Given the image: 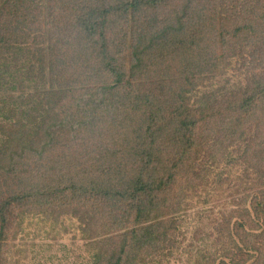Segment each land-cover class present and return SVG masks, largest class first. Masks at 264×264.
<instances>
[{
	"label": "trees",
	"instance_id": "16d2710c",
	"mask_svg": "<svg viewBox=\"0 0 264 264\" xmlns=\"http://www.w3.org/2000/svg\"><path fill=\"white\" fill-rule=\"evenodd\" d=\"M263 129L264 0H0V264L30 219L163 264L227 168L196 264H264Z\"/></svg>",
	"mask_w": 264,
	"mask_h": 264
},
{
	"label": "rangeland",
	"instance_id": "374dc122",
	"mask_svg": "<svg viewBox=\"0 0 264 264\" xmlns=\"http://www.w3.org/2000/svg\"><path fill=\"white\" fill-rule=\"evenodd\" d=\"M241 79L235 78L234 81L238 83ZM258 137L259 140L264 139V129ZM226 166L225 163L222 165L223 168ZM226 170L228 173L224 172L223 177L229 176L231 182L224 184L223 187H219L217 183L213 184L208 191L209 202L202 203V199L196 200L194 207L184 216L180 250L163 264H196L200 258L199 249L209 248L213 251L215 238H210L211 241H198L201 230L207 234L213 233L208 211L213 209V215H217L218 211L230 214L236 209V202L233 201L245 195L242 188L238 189V194L235 193L242 171L237 168ZM220 171L221 169L217 170V173ZM248 187L250 184L246 186ZM250 201L251 198L246 199V207H249ZM79 225L75 219H65L58 225H51L42 219L25 221L9 245L12 264H91L89 241L84 237ZM231 232L233 233L232 229ZM196 235L197 239H195ZM236 242L239 244L238 240ZM224 243L227 244L228 239ZM227 246L232 244L229 243Z\"/></svg>",
	"mask_w": 264,
	"mask_h": 264
}]
</instances>
